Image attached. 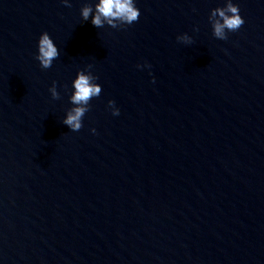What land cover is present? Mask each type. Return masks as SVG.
<instances>
[{"label": "water", "instance_id": "obj_1", "mask_svg": "<svg viewBox=\"0 0 264 264\" xmlns=\"http://www.w3.org/2000/svg\"><path fill=\"white\" fill-rule=\"evenodd\" d=\"M84 2L0 0V264H264V0H233L225 40L224 0H137L123 28L83 22ZM88 64L102 90L71 131Z\"/></svg>", "mask_w": 264, "mask_h": 264}, {"label": "clouds", "instance_id": "obj_2", "mask_svg": "<svg viewBox=\"0 0 264 264\" xmlns=\"http://www.w3.org/2000/svg\"><path fill=\"white\" fill-rule=\"evenodd\" d=\"M60 3L71 7L70 0H60ZM136 5L137 0H85L80 7L79 15L83 22L89 21L96 28L104 26L123 28L137 21L140 10ZM208 21L212 36L219 40L227 39L229 32L237 31L244 23L239 6L233 0H224L222 6L210 9ZM196 30L194 26L193 31ZM176 40L189 44L192 42V37L182 33L176 36ZM59 55L60 51L48 32H41L37 37L34 53V59L39 67L48 69ZM91 67V64H88L83 69H78L70 82L71 91L67 99L71 106L65 110L60 123L71 131H78L82 127V118L90 108L89 101L98 97L102 90L97 82L98 77L89 70ZM136 67L149 68L150 65L145 62L143 65L137 64ZM48 92L52 99L59 98L56 81L52 82ZM107 107L113 116L119 114V108L115 106L113 100L107 101ZM90 131L95 133L96 130L92 128Z\"/></svg>", "mask_w": 264, "mask_h": 264}]
</instances>
